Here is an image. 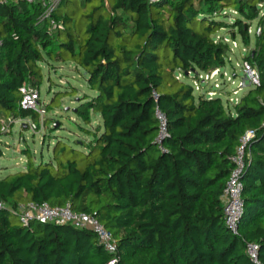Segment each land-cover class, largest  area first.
I'll use <instances>...</instances> for the list:
<instances>
[{
	"label": "trees",
	"instance_id": "obj_1",
	"mask_svg": "<svg viewBox=\"0 0 264 264\" xmlns=\"http://www.w3.org/2000/svg\"><path fill=\"white\" fill-rule=\"evenodd\" d=\"M43 10L40 0L0 2V114L36 124L20 88L38 90L46 57L81 69L92 94L74 109L82 140L55 139L48 160L24 150L25 167L0 177V264H252L248 242L264 264V0H60L54 29ZM236 40L259 83L231 107L186 79L224 67ZM247 130L235 235L221 195ZM43 202L94 216L115 251L89 228L22 224L19 207Z\"/></svg>",
	"mask_w": 264,
	"mask_h": 264
},
{
	"label": "rangeland",
	"instance_id": "obj_2",
	"mask_svg": "<svg viewBox=\"0 0 264 264\" xmlns=\"http://www.w3.org/2000/svg\"><path fill=\"white\" fill-rule=\"evenodd\" d=\"M78 7L79 4H77ZM226 12L230 16H234L233 11L226 10ZM225 19L227 18L225 17ZM228 20L229 18L226 21L229 22ZM253 28L254 26L251 27L252 30ZM226 33L223 29L218 30L215 37L227 38ZM229 43L231 49L228 53V60L224 67L220 68L221 72H226V76L221 75L205 80L203 73H199L197 76L189 74L191 78H187L186 81L194 86L198 94L207 90L221 93V99L224 102L228 101L229 106L232 107L248 90V86L245 85L240 88L238 86L243 78V72L239 65L246 48L240 44L239 40H236L235 44ZM46 60L48 62L40 65L43 80L37 90L39 99L36 108L32 109L38 113L36 124L29 117L12 118L0 114V124L2 125L0 135V150L2 151L0 177L8 170L15 172L25 167L24 150L30 152L35 160H37L39 152H41L43 159L48 160L50 157L49 150L55 139H63L73 144L75 139L82 140L84 138L85 134L81 133L77 127V124L83 123L74 113L80 97L83 94H92L83 77V71L77 69L70 62H57L47 57ZM179 77L181 76L178 75ZM202 78L204 81H201ZM245 84H247V80ZM53 97L56 98L54 104L51 108L46 109ZM93 119L98 120L97 117H93ZM12 220L16 222V219Z\"/></svg>",
	"mask_w": 264,
	"mask_h": 264
},
{
	"label": "built area",
	"instance_id": "obj_3",
	"mask_svg": "<svg viewBox=\"0 0 264 264\" xmlns=\"http://www.w3.org/2000/svg\"><path fill=\"white\" fill-rule=\"evenodd\" d=\"M5 0H0L3 2ZM151 2L156 0H150ZM44 7L42 18H48L49 25L51 29L61 27L54 19L50 17L53 9L58 5L60 0H40ZM262 6V4H259ZM263 11L261 12V15ZM254 30V29H253ZM251 28L249 33L255 32L258 34L260 28L257 27L254 31ZM225 42H228V38H224ZM235 44V41L231 42ZM246 51V49H244ZM240 68L243 72V76L247 78V82L250 85H258L259 74L256 68L252 67L246 60L242 59L240 63ZM204 79H212L217 76H226L225 71H220V68H215L209 73H203ZM202 78L201 81H204ZM239 88L242 86V81L239 82ZM21 100L20 107L23 109H35L37 101L39 99V93L36 89L28 87L26 85L21 86ZM206 95L208 97H213L217 93L214 90H207ZM153 98L157 101V94L153 92ZM155 118L158 124V132L156 136V143L158 147H161V142L166 134V116L165 114L155 106ZM254 137L253 130H247L239 139V145L236 148L235 155L231 158L234 167L232 168L228 179L226 181L225 187L221 195V202L223 205V213L225 219V225L227 228L235 235L238 234L239 221L242 216L244 204L241 197L242 192V182L240 180V174L244 166V150L249 142V140ZM0 206L2 204L0 203ZM19 219L22 224L27 225L29 221L35 220L39 223H55V224H71L79 228H89L97 236L99 243L104 247L109 253L115 251V243L113 241L112 235L98 222V220L89 214L75 212L71 210L69 204H65L61 207H53L43 203H27L19 207ZM245 251L249 260L252 264H263L258 258V245L255 243H246ZM114 260L109 261L107 264H112Z\"/></svg>",
	"mask_w": 264,
	"mask_h": 264
},
{
	"label": "water",
	"instance_id": "obj_4",
	"mask_svg": "<svg viewBox=\"0 0 264 264\" xmlns=\"http://www.w3.org/2000/svg\"><path fill=\"white\" fill-rule=\"evenodd\" d=\"M247 80V78L245 76H243L242 78V86L244 87L245 85L246 86H250L249 82H247V84H245V81Z\"/></svg>",
	"mask_w": 264,
	"mask_h": 264
},
{
	"label": "crops",
	"instance_id": "obj_5",
	"mask_svg": "<svg viewBox=\"0 0 264 264\" xmlns=\"http://www.w3.org/2000/svg\"><path fill=\"white\" fill-rule=\"evenodd\" d=\"M233 75H234V74H233ZM246 91H247V90H246ZM246 91L243 93V95L246 93ZM243 95H242V96H243ZM242 96H241V97H242ZM8 173H12V172L9 171V170L5 172V174H8ZM5 174H4V175H5ZM4 175H3V176H4Z\"/></svg>",
	"mask_w": 264,
	"mask_h": 264
}]
</instances>
